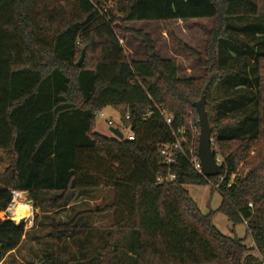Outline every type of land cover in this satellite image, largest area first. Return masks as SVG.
Here are the masks:
<instances>
[{"label":"trees","instance_id":"trees-1","mask_svg":"<svg viewBox=\"0 0 264 264\" xmlns=\"http://www.w3.org/2000/svg\"><path fill=\"white\" fill-rule=\"evenodd\" d=\"M193 19L212 21L204 54L184 45L204 70L196 78H179L177 61L161 57L148 33L116 26ZM116 30L141 40L144 59L128 58ZM202 95L223 165L210 177L183 155L169 170L154 145L172 141L156 108L173 127L191 121L198 131L192 104ZM107 107L129 113L132 141L94 131ZM0 151L10 176L0 212L11 189L27 193L47 219L48 264H264V0H0ZM168 172L172 181L156 183ZM219 177L220 205L203 213L185 187ZM107 188L111 203L51 216L71 207L69 192ZM215 212L232 227L245 224L253 246L220 233ZM87 213L115 219L77 224ZM29 233L0 218V264Z\"/></svg>","mask_w":264,"mask_h":264},{"label":"rangeland","instance_id":"rangeland-1","mask_svg":"<svg viewBox=\"0 0 264 264\" xmlns=\"http://www.w3.org/2000/svg\"><path fill=\"white\" fill-rule=\"evenodd\" d=\"M108 4H111V2ZM116 24L118 27L124 26L148 33L154 43L157 53L161 57L174 58L177 61V74L179 78H196L203 74L204 70L199 66L197 57L191 54L185 46L204 54L208 33L212 27L211 19L172 20L166 23L159 21H133L125 22L122 25H120L121 23ZM116 33L119 35V43L127 52L129 59H144V46L140 39L131 33L124 34L120 33L118 30H116ZM103 110L106 117L111 116L114 121H118V113H116V111L109 107ZM106 117L99 118L98 114H96L94 131L105 137H112L113 135L110 131V127L105 123ZM8 163L9 159L0 151V184H4V182L8 181L10 178V176L4 174ZM185 188L203 213L214 211L220 205L221 195L210 183L205 185H189ZM87 191L75 190L69 192L68 195L74 193L69 201V206L71 207H64L58 211L52 212L51 216L54 219L67 220L77 212H87L93 210L97 205H104L112 202L114 191L111 188L91 189ZM49 196H51L49 192L41 193V197H45V199ZM24 203L27 204L30 209L29 217L22 221L25 224V230H27L26 228H28L31 223L34 224L36 228L24 238L21 245L13 254L5 258L2 264H48L44 261L46 253L51 251V239L46 235L47 219L44 218L41 210L35 207V203L29 199L28 196ZM1 217L2 213L0 212V218ZM114 219L115 215L113 213H87L80 216L76 220V223L86 226L107 227L113 223ZM212 222L223 235H235L239 238H245V244H247L248 247L253 246L250 236L246 234L245 224H237L232 227L226 216L220 212L214 213ZM15 223L18 224L17 222ZM231 229H233L234 233H232ZM33 237L35 238L33 239ZM253 254L258 256L256 251H253Z\"/></svg>","mask_w":264,"mask_h":264},{"label":"built area","instance_id":"built-area-1","mask_svg":"<svg viewBox=\"0 0 264 264\" xmlns=\"http://www.w3.org/2000/svg\"><path fill=\"white\" fill-rule=\"evenodd\" d=\"M97 10L99 14H104L106 12V7L103 6V4L99 3L97 5L96 3ZM159 113L163 116V120L165 125L167 126L170 135L172 136V141L169 143H159L156 142L154 145L157 147V153L159 156V160L161 164L165 165L167 168H169L172 165L175 164L176 158L178 155H183L188 163L192 166V168L202 176V169L200 166V162L197 157V153L194 151V140L195 137L198 133L196 126L194 125L193 122L189 121L186 126H177L173 127V120L172 117L169 116L164 109L162 108H156ZM99 118H104L106 117L104 114V110L99 111L98 113ZM118 121H114L111 116L106 117L105 123L107 126L110 128H116L119 130L122 134V139L121 140H126V141H132L134 139V133L132 130V127L130 125L125 126L123 124V121L130 122L132 121L130 115L128 112L124 114L123 117H120L118 114ZM113 135V134H112ZM114 137V136H112ZM116 138V137H115ZM213 143V139L211 138V145ZM215 153V159L218 164H222V158L218 154ZM175 178V175L172 173H169L165 176L158 175L156 177V183H164V182H170ZM221 182V177H219L218 182L216 183H210L211 185L216 188ZM11 194V200L8 206L6 207L5 210L1 211L2 217L1 219H11V210L12 208L18 203L25 201L27 198V193L24 191H16L11 189L10 190Z\"/></svg>","mask_w":264,"mask_h":264},{"label":"water","instance_id":"water-1","mask_svg":"<svg viewBox=\"0 0 264 264\" xmlns=\"http://www.w3.org/2000/svg\"><path fill=\"white\" fill-rule=\"evenodd\" d=\"M83 61V52H81L77 65H81ZM198 123V140H197V157L200 162L204 177L220 175L223 170V165L218 164L215 159V153L211 147V128L205 109V97L201 98L192 104ZM114 137L121 140L122 134L116 128H110Z\"/></svg>","mask_w":264,"mask_h":264},{"label":"bare ground","instance_id":"bare-ground-1","mask_svg":"<svg viewBox=\"0 0 264 264\" xmlns=\"http://www.w3.org/2000/svg\"><path fill=\"white\" fill-rule=\"evenodd\" d=\"M23 203H17L11 210V219L17 223L26 220L30 215V209L25 201Z\"/></svg>","mask_w":264,"mask_h":264},{"label":"crops","instance_id":"crops-1","mask_svg":"<svg viewBox=\"0 0 264 264\" xmlns=\"http://www.w3.org/2000/svg\"><path fill=\"white\" fill-rule=\"evenodd\" d=\"M28 221H29V220H28ZM29 225H30V226H28V228H26V229H27V231L32 232V231L36 228V226H34V224H32V223L29 224ZM22 242H23V241H22ZM22 242H21V243H22ZM20 245H21V244H20ZM20 245H19V246H20ZM19 246H18V247H19ZM18 247H17V248H18ZM15 250H16V249H15ZM15 250H14V251H15ZM14 251H13V252H14ZM13 252H12L11 254H13Z\"/></svg>","mask_w":264,"mask_h":264}]
</instances>
